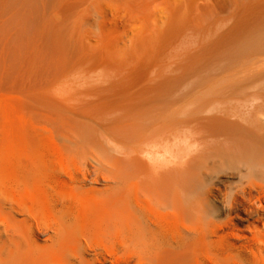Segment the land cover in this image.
<instances>
[{
    "label": "rangeland",
    "instance_id": "374dc122",
    "mask_svg": "<svg viewBox=\"0 0 264 264\" xmlns=\"http://www.w3.org/2000/svg\"><path fill=\"white\" fill-rule=\"evenodd\" d=\"M25 1L29 9L24 5ZM25 1H15L23 4L21 9L17 7L16 12L7 11L0 15V218L4 220L0 223V238L5 240L7 236L4 234L8 233L9 239L6 240H10L11 227H14L11 229L15 236L14 225H20L17 229L28 228L25 233L23 230L24 236L30 225L38 224L41 229L48 226L45 229L49 231L38 234L36 242L30 241L37 246L34 244L33 253H28L29 262L22 264H31V259L34 264L33 256L36 255L35 261L41 257L39 262L46 260L44 264H81L82 260L93 259L95 253L103 255V250L106 254L113 252L111 256L103 255L109 261L119 259L127 251L122 246V249L118 246L122 251L114 248L117 246L115 239L121 241V234L114 236L119 232L112 219L114 215L116 218L122 216V206H115L120 202H130L129 207L138 210L135 215L141 223L147 222L142 221L144 216H152L154 236L161 241L159 243L178 247L181 228L176 225L180 223L166 219L168 214L165 211L153 218L155 216L149 208H145L147 212L142 210L147 207L144 195L133 191L125 194L120 184L126 173L125 151L133 147L145 149L150 142L161 145V152L163 148L169 149L176 157L171 161L177 162L178 156H184L185 198L189 203L202 202L204 207L205 220L194 222L189 218L187 230H184L188 247L195 251L191 264H264V247L257 248L259 244L252 241L246 230L255 218L241 221L235 217L240 210L230 211L237 193L246 187L248 175L247 170L237 165L234 159L236 128L242 129L243 135L247 132L254 142L257 138L264 145V27H256L254 22L249 25L251 40L247 45L236 43L231 47H221V55L188 57L177 54L184 47H178L176 42L168 39V35H174L177 20L175 17L173 20L172 15L165 16L159 7L155 10L156 17L150 22L157 35L160 34L158 41L148 43L142 40L148 32L145 29L148 23L138 19H113L107 15L99 35L102 39L97 45L92 42V47L84 48L80 56H65L57 42L54 8L32 6V0ZM237 111L243 116L241 121L237 120ZM237 121L241 128L236 127ZM263 145L259 146L263 148ZM263 167L257 168L250 176V181L258 186L251 190L252 195L255 194L253 196L258 195L259 188H264ZM142 176L128 180L130 186L150 185L147 178L144 177L147 181L140 180ZM165 179L161 185L168 182L169 179ZM173 182L174 185L180 183L176 180L175 184L173 179L172 184H166V192L174 187ZM143 190L149 192L152 187L144 186ZM113 192H116L115 196ZM13 202L19 204L14 208ZM139 203L145 206L141 207ZM21 208L26 212L29 209L31 215L27 213L26 216L25 212L21 213L25 215L22 216L15 212L16 216L12 212V209L20 211ZM31 208L39 220L32 216ZM10 213L13 222L8 220ZM104 218L109 221H102ZM109 218L113 220L111 228ZM80 220L85 225L82 226ZM6 222L7 225L4 224ZM69 222L79 228V238L67 241V246L62 244L65 250L61 253L62 246H56V250L54 245H50L52 239L47 240L54 238L53 232L59 225ZM100 222L110 226L106 228ZM10 223L15 224L11 226ZM156 224L162 228L157 229ZM2 225L10 227L3 231ZM96 225L101 231H106H102L104 235ZM257 225L261 227V223ZM95 229L100 232L98 235L103 236L95 234L98 233ZM17 232L21 233L22 229ZM80 232L83 233L80 235ZM104 236L115 238L107 241ZM15 238H12L17 244L15 247L19 245L21 251H29L27 246L21 249L25 246L22 237H19L20 241ZM81 238L87 239L94 250L90 254L86 250L81 259H76L72 254L82 252L80 247L86 244ZM107 242L111 244L107 245ZM50 246L54 250H49ZM43 247L44 250H40ZM15 249L17 251L18 248L9 250ZM38 249L46 255L42 257L43 252ZM3 250L8 252V248ZM2 251L0 249L1 255ZM5 254L1 261L8 259ZM60 254L63 255L61 258ZM47 255L59 259L51 258L49 261ZM109 261L105 260L103 264H110ZM133 261L135 259L129 260L128 264H134Z\"/></svg>",
    "mask_w": 264,
    "mask_h": 264
},
{
    "label": "bare ground",
    "instance_id": "6f19581e",
    "mask_svg": "<svg viewBox=\"0 0 264 264\" xmlns=\"http://www.w3.org/2000/svg\"><path fill=\"white\" fill-rule=\"evenodd\" d=\"M15 1H18V0H15ZM15 1L14 0H0V15H4V13H6L7 11L16 12L15 10L17 9L18 6L20 9L23 7L22 3H20V2L16 3ZM32 1L34 3V4L30 3L32 6L33 5H37L40 7L52 6L54 8L55 14H56V24H57V28H58L57 42H58V46H59L62 54L65 56H80L82 54V51L84 50V48L89 49L90 47H92V45H93L92 42H94L95 45H97L99 42V39L100 38L102 39V37H100L99 35H100V33H102V26L105 24V22L107 20V15L113 19H120V20H122V19L137 20L138 19V20H141V21L148 23V26H147L148 30H147V28H145L146 31H148L145 33L147 35L144 36L145 35L144 34L142 40L148 41V43H153L152 41H156V40L158 41V39L160 38L159 37L160 34L157 35L158 33H157V30L155 31V26L152 25L150 22H152L154 20L153 18L156 17L155 14H157V13L155 12V10L159 7H161L163 9L162 11H163V14L165 16L172 15V19H173V17H175V19L177 20L176 23L174 22L175 27L173 26L174 27L173 28L174 29L173 30L174 35H172L173 32L170 31V32H172L171 33L172 36L170 37L168 35V39L170 41L176 42L178 44L177 45L178 47H180V46L184 47V49H181L180 51H178L177 54L184 55V56L186 55L188 57L189 56L199 57V56H209V55H221L222 52L219 49L221 47H231L232 45H234L236 43H239L240 45H247V43H249V41L251 40L250 39L251 36L249 37V34H248V30H249L248 28L251 26L250 24L252 22H254V24H256V27H264V0H217L216 3L209 2L208 0H201V1L200 0H196V1L193 0L194 2L192 1L191 3L190 2L187 3L186 1H188V0H32ZM24 5L26 6L27 9H29L27 1H25ZM15 18H13V20ZM8 20H11V22L13 23L12 19H8ZM165 20H167V19H165ZM173 20L171 22H173ZM174 23H173V25H174ZM162 38H164V37H162ZM164 39H166V38H164ZM168 39H166L164 41H169ZM231 54L235 55V52H231ZM240 114H241V112L238 113V111H237V116H236L238 118L237 120L241 119L242 115H240ZM240 121H239V123H240ZM245 121H246V124L249 123V121H247V120H245ZM236 127H240L238 124V121H237ZM238 129L236 128L237 131L234 132L236 134H234L235 137H234V154L233 155L235 156L234 159H235L237 165L244 167L247 170L248 175L245 178L247 180L246 187L242 188V190L237 193V198L234 201L235 202L234 206L231 207L230 211L234 213L237 210H240V214L239 213L235 214V217L241 221L247 222L248 220H252V218H255L252 223H250L248 226H246V230L251 234L252 241H254L256 244H259V245H257V248H261V247H264V222H263V220H264V204H263V202H264V188L263 187L259 188L260 192H258V195H257L258 197L253 196L255 194L252 195L251 190L255 189V187L257 188L258 186L254 185L250 181V178H251L250 176L252 173H255L254 171H256L257 168H259V167L262 168L264 166V145L259 143L256 140L257 138L255 139V142H254L252 136H251L252 139L247 136V134H246L247 132L244 134L247 137L244 136L242 134V132L240 131L242 129H240V130H238ZM249 129H248V131H249ZM249 134H250V131H249ZM256 142H258L259 145H263V148H261ZM180 143L183 145V141H181ZM262 143H263V141H262ZM160 148H161V145H158V143L150 142V144H146L145 149L133 147V148L125 151V161H124L125 165H124V167H125V171L127 173V176L125 173L123 176L124 178L122 179L123 182H121L120 184L123 188L122 190L125 191V194H127L129 192L131 194V192L133 191L134 194L139 195V193L140 194L142 193L144 195L145 198L142 196H140V197L144 198V202L146 201L145 203H146L147 207L143 203L142 204L139 203V205H141V207L145 206L144 208H142V210L143 209L145 210V211L143 210L144 212H147L146 209L148 210V208H149V211H151L150 213L154 214V216H155L153 218L156 219V217H157L156 214H160L161 212L165 211L168 214L166 219L172 220L176 224H177V222L180 223L179 224L180 226L176 225V227L178 226V228L179 227L181 228L180 232L178 231V236H179L178 247H173L170 243H166V244L159 243L161 241H159V239H157L154 236V233H155V230L153 228L154 223H152V221H151L152 219L150 220V218H152V216L150 218H149V216H148V218H146V216H144L143 217L144 220H142V219L141 220L142 221L146 220L147 222L141 223L140 220H138L136 215H135V212L138 210L134 211V209H135L134 207H132V209H131L128 205L130 202H128V204H126V203L122 204L120 202L119 205L115 204V206H120V207L122 206V208H123L122 211H121L120 207H118L120 209V211L122 212V214L120 213V215H122V216L119 218H116V216L113 214L114 218L112 217V219H114V222H113L114 227L117 228L118 232H119V233L117 232L118 235L114 234V236L117 237V236H119V234H121L122 236L121 235L119 236V237H121L120 239L118 237V239L121 241H118L117 239H115L114 244H117V246H114V248L115 247L118 248V246H120V247L122 246L125 250L127 249L125 255H123V256L120 255L121 257H119V259H117L116 257H113V258H116L117 261H115L116 259L115 260L113 259V261H111L112 260L111 259L109 261L107 258H104V256H103L106 254L105 250H103V253H104L103 255H101L100 252L98 251L99 253H95V254L93 253L94 255L92 254L94 256L93 259L91 258V259H87V260L86 259L82 260V263L80 261L81 264H83L84 261H85L84 264H103V261H105V260L109 261L110 264H120V263L121 264H128L129 260H131V259H135V262L133 261L134 264H191V263H193L192 260L194 259L195 251L193 248L188 247L187 242H186V235H185L186 233H184L186 231H184V230H187L186 222L188 221L187 219H189V218H192V221H194V222H201V221L203 222V220H205L204 219L205 213H204V209H203L204 207L202 206V202L199 203L196 201V202L189 203L185 198L186 196L184 194V192H185V189H184V178L185 177L184 176L186 174L185 173L186 172V166H185L186 164L184 161V156H178V161L174 162L173 160L172 161L170 160L172 158L174 159V157H175L172 155L170 150L167 148H163V151L161 152ZM141 156L143 157L142 158L143 160L140 158ZM83 175L85 176V174H83ZM139 175H143L142 176L143 178H140V180L145 179V178L148 179V181L150 182L149 183L150 185H144V186H151L152 190L147 192L149 190L148 189L149 187L146 189L147 191L143 190V187H144L143 185H141L140 187H139V185L137 187H135V185L130 186L129 181L135 180V178L138 177ZM168 176H169V178H168ZM170 177L175 180V184H176V180H177L180 182L178 184L179 185L181 184V185L179 186L176 184L177 185L176 186V185H174V182H173L174 187L175 186L176 187L174 188L172 185L171 188L172 187L173 188L172 189L169 188L168 192H166L167 187H168L166 184L171 183L173 181V179H171L172 181H170ZM147 179H145V181H147ZM164 179L165 180L169 179L168 182L165 181V183L167 182L165 184V186L161 185V184H164V182H163ZM137 180H139V179L137 178ZM75 181H77V180H75ZM134 183H137V182L135 181ZM147 184H148V182H147ZM168 185H170V184H168ZM182 185H183V188H182ZM119 189H121V188H119ZM151 191H153V192H151ZM113 193L114 194H112V193L111 194L115 196L116 192H113ZM253 193H255V192H253ZM128 196H127V198H128ZM111 197H113V196H111ZM106 201H107V199H106ZM17 203L18 202H16L14 204V202H13L14 208L16 207L15 205H17ZM89 203H90V201L84 205H87ZM204 203H203V205H205ZM91 204H93V206H94V203H91ZM104 204H106V203H104ZM124 204L127 207H125ZM1 205H3V204H1ZM84 205L82 204V206L85 208L86 206H84ZM91 206L92 205H90L89 208H91ZM109 206L110 205L108 203V208H110ZM130 206H131V203H130ZM137 206H135V207L138 208L139 206L138 207ZM105 207H106V205H105ZM17 208H20V207H17ZM25 208L26 207L24 206V209ZM33 209L35 210L36 207L35 208L33 207ZM33 209L31 211L32 214L36 211L35 210L33 212ZM138 209H140V208H138ZM15 210L12 209V212L14 211L13 213L16 212L17 214L18 213L21 214V213L26 212L25 210H23V208H21V210H20L21 212L17 211L18 209H15ZM28 210L26 212V216H27V213L30 214L28 212ZM90 210L91 209H88L89 212H90ZM106 210H108V209H106ZM113 210H115V209H113ZM84 211L86 212V210H84ZM88 211H87V213H88ZM205 212H206V210H205ZM136 213H138V212H136ZM10 214H11V218L8 217V220L9 219H11V220L9 222H11L13 219L12 213H10ZM10 214H9V216H10ZM17 214H16V216H17ZM34 214H36V213H34ZM34 214L32 216H34ZM140 214H141V216H143L142 212H140ZM3 215H4V213H3ZM22 216H25V215H22ZM85 216L87 217L86 214H85ZM158 216H160V215H158ZM4 217H3V219H4ZM34 217L33 218L31 217V218L32 219L37 218V217H35V218ZM108 217H110V216H108ZM108 217H106V218H108ZM106 218H104V220H102V221L108 220ZM148 220H150L151 222H149ZM2 221H4V220H1V218H0V223ZM5 221H7V219ZM54 221H55V225H56L57 222H56V220H54ZM66 221L67 220H65V222ZM112 221L110 219V225L111 226L107 223L110 226V228L113 225V224H111ZM154 221H156V220H154ZM85 222H86V220H85ZM22 223L23 222H21V225H22ZM33 223H34V220H33ZM80 223H81V220H80ZM100 223H102V222H100ZM157 223H159V222H157ZM259 223H261V227H259L257 225ZM4 224L7 225L8 223L6 222ZM12 224H11V226H13L15 223L13 225ZM26 224H28V223H26ZM81 224L83 226L84 223H81ZM37 225L34 227L32 225H30L29 232H27V235H25V236L23 235V230H24V233L26 232V230L28 231L27 227L26 228L20 227V229H17V228H19L18 226H20V225H14V226H16V229L14 230L16 234L14 236V234H13L14 227H11V228H13V229H11V228H9L10 225H8L9 227L6 226L9 228L10 232L12 230V233L9 232L12 235V238L13 237L14 238L15 237H17V238L22 237L23 241H25V243L23 242L25 246H22L21 249L27 246L26 248H27V250L29 248V251H21L19 249V247H20L19 245L17 247H15L17 245V244L15 245V243H16L15 240L11 238L10 240L7 241L6 238L9 239V236H8V233L7 234L5 233L4 236L6 235L7 237H4V238H5L7 243L4 244L5 240H2L1 239L2 237H1L0 240H2L3 243H2V247H0V249L2 251L3 249L8 248V252L6 250H3L2 255L0 252V264H8V263L9 264H13V263L22 264L23 262L24 263L29 262L28 258H27V256H29L28 253L29 254L33 253V250L35 247L34 244H36V243L33 244L30 241L36 242V238L40 234H45L46 232L49 231V230L47 231L48 226L47 227L45 226V228H47V229H45L43 227L41 229L40 225H38L39 227ZM98 225H100V224H98ZM98 225H96L97 226L96 228H98ZM102 225L104 226L103 223H102ZM108 225H105L106 228H108L107 227ZM2 226H4V225H2ZM42 226H44V223ZM92 226H94V225H92ZM6 227L5 226L2 227L3 231H4V228H6ZM158 227H160V226L157 225V229H158ZM86 228H88V227H86ZM115 228H113V229H115ZM161 228L162 227H160V229ZM7 229H5V230H7ZM21 229H22L21 233L17 232V230H21ZM50 229H52V228H50ZM88 229H90V228H88ZM9 230H7V231H9ZM84 230H87V229H84ZM181 230H182V232H181ZM218 230H220V229H218ZM102 231L100 230V232H102ZM114 231H116V229ZM95 232H98V233H95L97 235L100 233L99 231H96V229H95ZM103 232H106V231L104 230ZM103 232L101 234H103ZM109 232L111 233V231H109ZM1 233H2V231H1ZM53 233H54V235H53L54 238L49 237L47 241L49 242V240L52 239L53 243H51L50 245L51 246L54 245L53 248L54 247L56 248V246L58 248V247L62 246V244L66 245L65 243L67 241H70V240L76 238L79 234V228H77L76 224H74L72 222L63 223V224L59 225L57 227V229L54 230ZM82 233L80 232V235ZM110 233H108V235ZM101 234L98 236L104 235V234L103 235H101ZM17 235H19V236H17ZM20 235H23L24 237L20 236ZM94 236H96V235H94ZM98 236H96V237H98ZM45 237L47 238V235ZM80 237H82V236H80ZM104 237H105V239L108 238V236H107V238H106V236H104ZM17 238H15V239H17ZM20 238H19V241H20ZM78 238H79V236H78ZM113 238H115V237H110V239L108 238L107 241H109ZM40 239H42V238H40ZM81 239H82V241L85 240V238H84V240H83V238H81ZM251 239H250V241H251ZM116 240H117V242H116ZM43 241H46V240H43ZM75 241L76 240H74V242ZM72 242H73V240H72ZM72 242H71V244H72ZM85 242H86V244H85ZM85 242H84V244H85L84 246L82 244H81L82 246L80 245L82 252H80V251L74 252L73 251L74 252L72 254L73 258L81 259L82 256L84 255V254L82 255V253H85L86 250L89 252V254H90V251L94 250L93 247H91L93 245H90L91 243L90 244L87 243V239L85 240ZM89 242H91V241H89ZM45 244H46V242H45ZM68 244H69V242H68ZM97 244H95L94 246L96 247ZM106 244L107 245L111 244V242L110 243L107 242ZM76 245H79V243ZM12 246H14V247H12ZM31 246L33 247V249H31ZM36 246H37V244H36ZM51 246H50L51 249L49 248V250L52 251L53 248ZM98 246H99V244H98ZM45 247L47 248V246H45ZM122 247H121V249H122ZM14 248H18L17 251H16V249H15V251L9 250V249H14ZM57 248H56V250H58ZM63 248H65V247L62 246L61 250L59 248L61 253L63 250H65ZM97 248L100 249V247H97ZM39 249H38V251L44 250V247H43V249H40V250ZM121 249H119V251H122ZM49 250H48V252L50 253L51 251H49ZM4 251L7 252V255L5 254L6 252H4ZM42 252H43V256H42V254L40 255V253H42ZM42 252L40 251V253L38 252V254L40 256L44 257L46 254L44 255V251H42ZM48 252H46V253H48ZM96 252H97V249H96ZM3 253L5 254V257H7L9 260L5 258V259H3V261H1L2 260L1 257L3 256ZM52 253H54V252H52ZM112 253H107L106 255L111 256ZM34 254H35V252H34ZM58 254H59V252H58ZM115 254H117V252ZM118 254H120V253H118ZM54 255L52 254V256H54ZM36 256H33L34 264H37L41 258V257L40 258L37 257V259L39 260L37 262V261H35ZM52 256H51V258L53 260L55 257H57V256H55V257H52ZM61 256H63V255L60 254V258H61ZM47 257L50 258L49 255H47ZM48 258H46V259H48ZM51 258H50V260L49 259L48 260L51 261ZM84 258H85V256H84ZM30 259H31V257H30ZM57 259H59V258H57ZM109 259H110V257H109ZM69 260H71V259L69 258ZM43 261H44V263H46V260H43ZM67 261H66V263H67ZM30 263L33 264L32 259H31ZM39 263L41 264L43 262H39ZM67 264H69V263H67ZM211 264H212V262H211ZM216 264H217V262H216Z\"/></svg>",
    "mask_w": 264,
    "mask_h": 264
}]
</instances>
